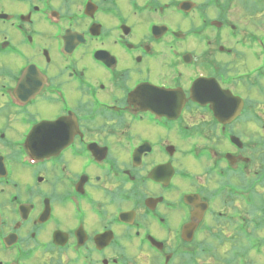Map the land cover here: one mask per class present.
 Here are the masks:
<instances>
[{
	"label": "flooded vegetation",
	"instance_id": "1",
	"mask_svg": "<svg viewBox=\"0 0 264 264\" xmlns=\"http://www.w3.org/2000/svg\"><path fill=\"white\" fill-rule=\"evenodd\" d=\"M0 264H264V0H0Z\"/></svg>",
	"mask_w": 264,
	"mask_h": 264
}]
</instances>
